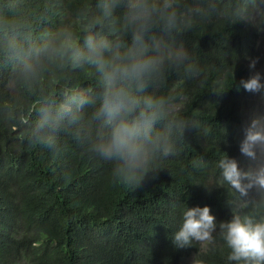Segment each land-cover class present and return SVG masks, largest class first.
Wrapping results in <instances>:
<instances>
[{"label":"trees","instance_id":"trees-1","mask_svg":"<svg viewBox=\"0 0 264 264\" xmlns=\"http://www.w3.org/2000/svg\"><path fill=\"white\" fill-rule=\"evenodd\" d=\"M90 0H0L28 24L33 42L66 26ZM190 25L176 42L199 75H168L162 93L175 96L183 132L175 156L158 163L155 179L139 189L110 178V165L86 152L75 126L62 122L47 148L34 136L39 111L67 96L95 90L87 71L46 72L21 78V65L0 47V264H179L195 253L203 264H230L219 236L213 245L174 248L171 235L188 206L208 205L217 221L230 219V198L216 167L226 152L247 167L239 151L247 114L264 97L245 91L248 57L264 74V11L250 0H184ZM261 29L262 31H258ZM27 47V43H26ZM203 160L204 166L197 161Z\"/></svg>","mask_w":264,"mask_h":264},{"label":"clouds","instance_id":"clouds-1","mask_svg":"<svg viewBox=\"0 0 264 264\" xmlns=\"http://www.w3.org/2000/svg\"><path fill=\"white\" fill-rule=\"evenodd\" d=\"M250 5L253 13L264 11V0ZM183 7L184 0H90L78 10V27H60L39 42L32 41L16 11L0 9V47L20 63L24 81L69 69L87 71L94 81L91 94L76 92L40 109L35 139L54 148V132L67 121L75 126L77 143L110 165L113 182L139 189L146 178L155 179L158 163L175 156V137L184 130L175 115V96L161 88L172 72L199 75L188 50L176 42L190 26ZM247 59L250 75L238 90L242 86L264 97L259 58ZM239 151L246 168L226 152L216 165L220 186L227 185L230 219L218 222L208 205L187 206L170 237L174 248L213 245L218 235L230 264H264V108L247 114Z\"/></svg>","mask_w":264,"mask_h":264},{"label":"rangeland","instance_id":"rangeland-1","mask_svg":"<svg viewBox=\"0 0 264 264\" xmlns=\"http://www.w3.org/2000/svg\"><path fill=\"white\" fill-rule=\"evenodd\" d=\"M201 247H204L201 245ZM195 253H190L189 255H186L184 257L181 258L179 264H196V260H195Z\"/></svg>","mask_w":264,"mask_h":264}]
</instances>
